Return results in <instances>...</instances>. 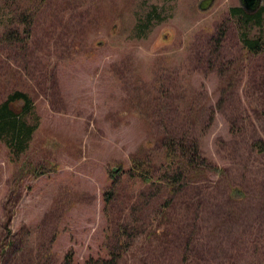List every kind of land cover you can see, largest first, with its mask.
I'll list each match as a JSON object with an SVG mask.
<instances>
[{
	"label": "rangeland",
	"instance_id": "374dc122",
	"mask_svg": "<svg viewBox=\"0 0 264 264\" xmlns=\"http://www.w3.org/2000/svg\"><path fill=\"white\" fill-rule=\"evenodd\" d=\"M234 6L240 1L0 0V103L26 93L25 119L36 125L18 154L0 139V246L14 240L18 264L106 256L120 221L133 229L120 264H172L155 259L163 192L127 175L134 155L157 157L167 131L196 138L225 170L207 174V191L199 186L198 236L210 252L199 264H264L251 245L264 235V153L249 146L264 137V56L243 55ZM6 29L21 40L5 39ZM208 48L217 51L210 59ZM10 107L23 112L24 102ZM233 184L242 193L231 197Z\"/></svg>",
	"mask_w": 264,
	"mask_h": 264
},
{
	"label": "trees",
	"instance_id": "16d2710c",
	"mask_svg": "<svg viewBox=\"0 0 264 264\" xmlns=\"http://www.w3.org/2000/svg\"><path fill=\"white\" fill-rule=\"evenodd\" d=\"M25 16L21 17L23 22H27ZM229 16L234 19L238 30L241 31L243 55L251 58L264 56V5L252 13L246 12L241 6H234L229 9ZM253 29L256 31L252 34ZM4 35L7 40H21L16 29H6ZM216 35L217 33L212 38ZM221 37H223L222 33L218 39ZM216 52L215 49L208 48L206 58L210 59ZM16 100L24 102L23 112L15 113L11 109V103ZM30 106L31 100L22 91L11 93L0 103V139H4L9 149L16 154L26 148L36 127L27 123L25 119ZM230 128L234 131L233 120ZM160 137L157 157L153 154H136L132 157L127 171L130 178L134 177L141 183L152 186L158 193L163 192L162 198L156 203L153 218L157 231L155 235L159 243L155 259L156 261L161 259L162 263L172 261V264H199L201 254L208 262V245L201 244L198 236L201 230L199 222L203 201L199 186H204L207 174L217 170L225 172V170L218 168L202 155L196 138L189 136L184 140V137L169 131ZM249 146L264 153V137L258 135L252 138ZM112 171L115 172V169ZM122 173V170L118 171V174ZM112 177L116 179V176ZM230 190L231 197L242 193V188L238 184L231 185ZM204 191H207L205 186ZM114 195L113 190L104 193V210L109 208L115 198ZM132 231L131 224L117 222L111 231L112 235L108 236L105 243L107 255L89 256L83 264H120L125 253L124 249L130 244L125 238ZM251 245L261 251L260 255L264 259V235L258 233ZM16 253L14 240L2 244L0 264H18ZM62 264H73L71 253L65 254Z\"/></svg>",
	"mask_w": 264,
	"mask_h": 264
},
{
	"label": "water",
	"instance_id": "95a60500",
	"mask_svg": "<svg viewBox=\"0 0 264 264\" xmlns=\"http://www.w3.org/2000/svg\"><path fill=\"white\" fill-rule=\"evenodd\" d=\"M241 7L248 13L256 11L261 4V0H239Z\"/></svg>",
	"mask_w": 264,
	"mask_h": 264
}]
</instances>
